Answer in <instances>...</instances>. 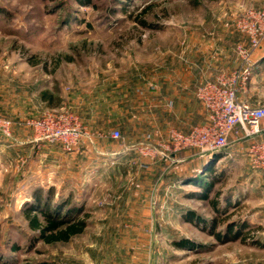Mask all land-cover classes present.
Returning a JSON list of instances; mask_svg holds the SVG:
<instances>
[{
    "label": "rangeland",
    "instance_id": "374dc122",
    "mask_svg": "<svg viewBox=\"0 0 264 264\" xmlns=\"http://www.w3.org/2000/svg\"><path fill=\"white\" fill-rule=\"evenodd\" d=\"M263 3L0 0V264H264V173L250 165L249 142L172 155L170 130L205 115L196 89L173 97L167 78L190 31L218 38L220 72L238 69L248 41L236 19ZM262 52L264 41L238 92L252 105H264ZM47 113L81 131L76 149L35 140L26 121ZM36 193L80 207L84 231L37 238L22 213ZM231 223L244 225L239 238L226 236ZM184 238L196 246L177 248Z\"/></svg>",
    "mask_w": 264,
    "mask_h": 264
},
{
    "label": "built area",
    "instance_id": "2783aa9c",
    "mask_svg": "<svg viewBox=\"0 0 264 264\" xmlns=\"http://www.w3.org/2000/svg\"><path fill=\"white\" fill-rule=\"evenodd\" d=\"M236 27L248 41V45L237 47L242 65L232 71H221L213 79L198 85L196 96L203 106L204 122L186 133L171 129L168 150L176 155L192 148L201 157H211L223 152L231 137L235 141L246 140L251 167L264 173V105H252L238 97L239 88L247 82L255 64L252 56L264 41V3L238 17ZM4 122L8 134L10 121ZM26 124L37 141L58 142L66 151H72L80 144L81 131L71 121L53 113L29 119ZM112 135L118 137L120 131L114 129Z\"/></svg>",
    "mask_w": 264,
    "mask_h": 264
},
{
    "label": "trees",
    "instance_id": "16d2710c",
    "mask_svg": "<svg viewBox=\"0 0 264 264\" xmlns=\"http://www.w3.org/2000/svg\"><path fill=\"white\" fill-rule=\"evenodd\" d=\"M43 100L51 103L52 96L48 92L42 93ZM182 152V151H181ZM184 152V151H183ZM207 164L205 165V167ZM210 169L207 168L206 172ZM195 181L194 179H192ZM195 182H199L197 179ZM214 181L210 182V187ZM209 188L203 197L208 196ZM48 202V198H43V195L36 193L32 200L26 201L22 206V213L29 227L37 232V238L47 242L53 243L58 241H68L71 237L80 234L87 226L86 217H76V214L81 212V208L69 203H55ZM217 223L214 221V226ZM214 228V227H213ZM235 228V229H233ZM244 225H236L234 223L228 224L226 229V236L232 235V238H239L242 235ZM213 234L218 240L224 239V232L214 231ZM234 230V232H233ZM177 248H185V246H196L194 242H189L186 238L176 241ZM41 264V263H36ZM43 264V263H42Z\"/></svg>",
    "mask_w": 264,
    "mask_h": 264
},
{
    "label": "crops",
    "instance_id": "0c3cea01",
    "mask_svg": "<svg viewBox=\"0 0 264 264\" xmlns=\"http://www.w3.org/2000/svg\"><path fill=\"white\" fill-rule=\"evenodd\" d=\"M193 32H188V40L185 43L186 53L184 61L177 63L172 59L168 73V89H170L173 97L179 93H191L199 84L208 79H213L221 70L222 64L226 60L224 50L220 48L218 38L214 40V35H203L195 37ZM213 40H206L209 37ZM194 38V39H193ZM264 52L258 55V59L262 58ZM257 59V61H258ZM235 140L231 137V142ZM28 145L24 146L25 148ZM23 150V148H22Z\"/></svg>",
    "mask_w": 264,
    "mask_h": 264
},
{
    "label": "water",
    "instance_id": "95a60500",
    "mask_svg": "<svg viewBox=\"0 0 264 264\" xmlns=\"http://www.w3.org/2000/svg\"><path fill=\"white\" fill-rule=\"evenodd\" d=\"M215 156V155H214Z\"/></svg>",
    "mask_w": 264,
    "mask_h": 264
}]
</instances>
